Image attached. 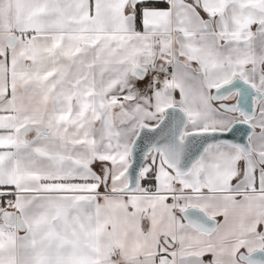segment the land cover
I'll use <instances>...</instances> for the list:
<instances>
[{"label": "snow or ice", "instance_id": "6c2138e0", "mask_svg": "<svg viewBox=\"0 0 264 264\" xmlns=\"http://www.w3.org/2000/svg\"><path fill=\"white\" fill-rule=\"evenodd\" d=\"M0 264H264V0H0Z\"/></svg>", "mask_w": 264, "mask_h": 264}]
</instances>
